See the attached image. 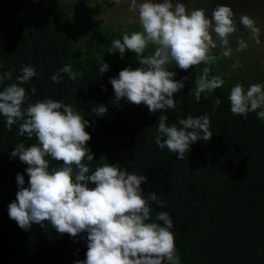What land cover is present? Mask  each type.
Wrapping results in <instances>:
<instances>
[{"label":"trees","instance_id":"trees-1","mask_svg":"<svg viewBox=\"0 0 264 264\" xmlns=\"http://www.w3.org/2000/svg\"><path fill=\"white\" fill-rule=\"evenodd\" d=\"M122 35L93 33L98 47L71 59L49 0H0V74L12 72L0 91L16 82L22 66L34 67L38 75L22 85L27 92L24 107L44 99L71 104L88 121L85 130L91 139L86 146L94 159L84 162L90 171L108 163L146 177L142 194L155 193L164 201L163 207L150 202L152 221L159 212L169 214L181 264H264V121L255 112L246 118L232 114L228 96L233 86L224 84L179 108L177 102L206 67L203 63L187 71L171 70L174 80L186 78L173 95L174 109L150 113L146 105L133 108L123 98L116 101L110 79L125 68L133 70L128 51L109 52ZM102 63L109 65L104 73L99 72ZM69 64L82 76L73 81L61 74L62 80L53 82L51 76ZM209 67L210 75H220L217 64ZM216 98L221 103L214 108ZM98 106L107 108L103 116L92 111ZM205 114L212 137L192 143L183 160L155 143L161 115L170 126ZM19 143L27 147L37 141L20 136L18 124L9 131L0 115V264H52L87 244V233L59 234L48 221L23 230L9 218L8 206L19 190L16 175L23 176V187L29 186L28 166L10 155ZM47 159L50 168L62 164Z\"/></svg>","mask_w":264,"mask_h":264},{"label":"clouds","instance_id":"clouds-1","mask_svg":"<svg viewBox=\"0 0 264 264\" xmlns=\"http://www.w3.org/2000/svg\"><path fill=\"white\" fill-rule=\"evenodd\" d=\"M114 2L118 6L121 0ZM131 9L138 12L141 31L125 32L122 40L112 41L109 52H134L141 67L125 68L110 79L116 101L126 98L132 104H144L150 113L174 109L173 95L184 87L186 78L174 80L176 73L169 70L172 64L184 71L201 63L206 65L195 81L197 101L202 93L222 87L224 80L210 75L209 66L218 60L212 54L218 47L221 57L232 55L229 38L237 31V21L229 6L218 4L211 17L203 8L189 10L184 3L172 0H143L139 4L131 0ZM239 24L251 33L256 44L260 43V29L253 18L242 14ZM150 44L154 46L153 54L144 55ZM247 47L245 40H237V52ZM237 66L238 62L233 65ZM108 68L102 63L99 72ZM61 74L73 81L82 76L69 64L58 69L52 81L60 82ZM37 75L34 67L24 65L16 82L0 91V115L5 118V127L11 131L18 124L20 136L26 134L37 141L27 147L19 143L10 154L28 166L25 171L29 186L23 187L24 178L18 173L19 190L16 200L8 206L9 218L23 230L32 224L43 227V222L48 221L59 234L77 237L86 232V259L76 264H181L169 214L159 212L152 221L150 202L163 207L164 201L155 193L147 197L142 194L141 184L146 177L108 163L90 171L84 162L94 159L86 146L91 139L85 130L88 121L71 104L44 99L24 107L27 92L22 85ZM5 80H12L11 71L0 74V84ZM31 93L35 95V87ZM228 100L232 114L246 118L255 112L264 121V84L255 83L245 89L237 83ZM220 103L216 98L213 107ZM92 111L103 116L107 108L98 106ZM167 119L165 115L159 117L155 143L175 153L179 160L185 158L192 143L212 137L207 114L179 119V126H168ZM49 157L62 164L50 168Z\"/></svg>","mask_w":264,"mask_h":264},{"label":"rangeland","instance_id":"rangeland-1","mask_svg":"<svg viewBox=\"0 0 264 264\" xmlns=\"http://www.w3.org/2000/svg\"><path fill=\"white\" fill-rule=\"evenodd\" d=\"M49 2L57 17L59 30L64 34L67 52L71 59L98 47L96 39L92 37L93 33L107 34L114 31L131 34L133 31H141L138 12L131 9V0H121L118 6L114 0H49ZM141 2L143 0H137L138 4ZM154 2H162V0H154ZM172 2L184 3L189 10L203 8L209 17L218 4L229 6L237 21V31L229 38L230 47L233 49L230 57H221L219 47L212 52L218 57L215 64L218 66L219 76L224 80V85L228 86L240 83L247 89L255 83L264 84V0H172ZM242 14L255 20L256 26L260 29L259 44H256L251 33L239 24ZM238 39L245 40L248 45L246 49L239 52L236 51ZM128 52V61L132 64L133 70L141 67L136 54ZM153 52L154 46L150 44L145 49L144 55H151ZM237 62L239 66L234 68L233 65ZM174 67L178 66L169 65V70L171 71ZM202 71L203 68L199 75ZM195 87L194 82L188 92L177 102L179 108L188 107L196 100ZM203 95L204 93L201 94V98ZM123 101L126 106L133 108L144 105L132 104L126 98H123Z\"/></svg>","mask_w":264,"mask_h":264},{"label":"water","instance_id":"water-1","mask_svg":"<svg viewBox=\"0 0 264 264\" xmlns=\"http://www.w3.org/2000/svg\"><path fill=\"white\" fill-rule=\"evenodd\" d=\"M87 244L67 256L64 260L56 261L52 264H76V261H84L86 259Z\"/></svg>","mask_w":264,"mask_h":264}]
</instances>
